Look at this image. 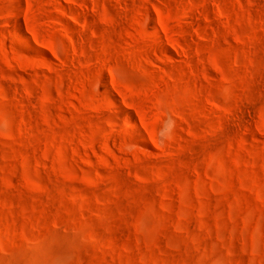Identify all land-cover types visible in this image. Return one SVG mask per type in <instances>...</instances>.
<instances>
[{"label":"rangeland","instance_id":"obj_1","mask_svg":"<svg viewBox=\"0 0 264 264\" xmlns=\"http://www.w3.org/2000/svg\"><path fill=\"white\" fill-rule=\"evenodd\" d=\"M0 264H264V0H0Z\"/></svg>","mask_w":264,"mask_h":264},{"label":"bare ground","instance_id":"obj_2","mask_svg":"<svg viewBox=\"0 0 264 264\" xmlns=\"http://www.w3.org/2000/svg\"><path fill=\"white\" fill-rule=\"evenodd\" d=\"M126 118L129 120V125L130 128H137L138 127V123L135 122V120H133V118L129 115V114H126Z\"/></svg>","mask_w":264,"mask_h":264}]
</instances>
